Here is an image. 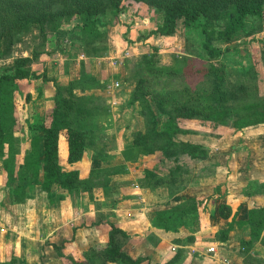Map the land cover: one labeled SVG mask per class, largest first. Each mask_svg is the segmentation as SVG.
<instances>
[{"label": "trees", "instance_id": "obj_1", "mask_svg": "<svg viewBox=\"0 0 264 264\" xmlns=\"http://www.w3.org/2000/svg\"><path fill=\"white\" fill-rule=\"evenodd\" d=\"M35 1L25 0V5L21 3V6L40 4ZM43 1L50 4L47 0ZM55 1L59 4L55 10L37 8L24 11L29 17H36L39 21L48 19L47 27L55 34V51L71 54L70 51L74 50L88 59L107 54V27L124 23L120 15L125 10L122 0ZM133 1L147 4L152 10L151 16L156 18L152 29L139 32L138 41L151 36H170L180 25L187 32L192 33V30H195L199 36V58L203 62L200 66H194L195 58L190 54L174 58L172 65L160 64L156 47L135 62V69L140 75L128 103L138 101L140 115L145 116L146 127L143 131L134 133V138L122 148L121 156L125 163L140 161L142 164L143 174L137 175V181L140 176H144L138 181L141 188L158 192L160 187H164L169 199L176 195L186 182L185 171H179L180 165L176 164L179 161L168 166L163 175L158 174L159 168H166L164 163L169 155L188 151L182 143L178 146L166 141L171 140L166 139V136H173L178 118L201 119L216 127L226 121L227 113L231 112L237 115L233 121L235 129L264 122V100L256 96L248 85V81H252L249 73L251 67H255L254 63L250 68H243L242 74L237 76L234 82L225 78L222 62L218 65L214 63L230 49L227 47L224 50L218 43L227 45L242 36H251L262 31L264 0ZM13 4H17L16 0H8V6ZM109 5L110 11H106ZM130 22L132 23L133 19L128 23ZM43 26L40 25L39 29ZM42 51H33L32 57L22 56L15 61L12 71L0 72V163L6 176L5 184L7 187H13L11 194L17 197V203H23L26 198L34 195L30 192L33 184L44 193L49 202L60 201L68 194H78L92 202L95 200L94 191L98 188L102 189L103 197L112 199L115 197L113 192H117L113 187L122 182L115 181L111 185L110 176L126 173L125 165L102 166L101 162H106L108 155L94 152L87 176H82L80 168L66 167L84 158V153L89 148L87 143H93L90 140H94L93 135L99 119L109 115L108 107L102 103L103 97L93 94L95 90H106L109 80L100 81L92 71L85 69L84 61L80 62L79 76L69 79L66 83L60 84L45 72L35 74L26 64L38 59L39 54L47 52ZM199 72L211 80V85L201 88L191 84H183L179 88H169L163 84L155 86L166 80L171 81L178 75ZM252 74L255 78L258 76L256 71ZM114 77L119 78L120 75ZM32 78H39L44 85L51 82L54 89L50 90L51 103L43 114L37 120L28 119L34 133L30 139L31 146L23 153L22 161H19L16 156L19 152L16 143L18 139L13 128L17 119L14 115L15 99L16 93L19 92V83ZM150 78H154L152 83ZM41 95L42 91L39 89L38 97ZM26 98L29 100L28 95ZM230 99L238 100L240 104L231 108L226 105ZM160 119L161 122H158ZM158 125L161 128H158ZM60 139L65 142L63 158L60 155ZM189 149V154L194 152L193 146ZM250 180L247 179L242 189V193L247 196L244 201L248 206L245 216L241 218L239 216L244 201H227L226 188L221 191L215 187L210 195L204 197L193 196L175 205H170L169 200L165 201L166 203H162L166 204L165 207L158 206L153 209L151 225L159 232H177L180 227H191L200 219L201 226L205 227V215L214 212L218 214L220 221L214 235L216 240L220 243L226 242L235 225L247 229L249 238L241 240L240 246L243 252L249 254L255 241L264 245V202L254 197L261 186L257 181ZM109 225L108 245L88 248L83 253L85 257L93 262L98 261L99 264H138L141 258L130 257L121 250L116 241V233L124 237L127 233L113 223ZM195 239L193 234L186 237L189 242ZM176 241L182 242L180 239ZM181 250L175 252L164 264H179ZM83 263L84 261H80L76 264ZM0 264L9 263L2 261L0 257Z\"/></svg>", "mask_w": 264, "mask_h": 264}, {"label": "rangeland", "instance_id": "obj_2", "mask_svg": "<svg viewBox=\"0 0 264 264\" xmlns=\"http://www.w3.org/2000/svg\"><path fill=\"white\" fill-rule=\"evenodd\" d=\"M24 1L25 0H16L17 4L8 6V0H0V72L12 71L15 61L18 58L22 56L32 57L33 51L39 50L47 52L42 51L44 53L39 54L38 59H33L26 64L29 70L35 74H41L43 72L50 74L51 71L48 73L50 68L60 71L63 69L61 68L62 66H66L70 69V62L71 65H74L75 62H81L78 60V53L74 50H69L71 54L66 51H55V34L47 27L48 19L39 21L36 17H29L26 12H24L25 9L35 10L37 8L55 10L59 7V4L55 0H47L50 4L44 3L43 0H36L39 1L40 4L36 6L29 4L23 7L21 6V3L25 5ZM122 5L125 10H123L120 15L124 23L120 26H117L118 24H116L115 27L108 26V39H110L111 35H115L121 40L125 27L128 25V27L133 26V28H136V31L143 28L141 25L144 24L141 23L138 26H134V21L142 20L146 22L148 19L152 20L153 23L156 21L155 16H151L152 10L145 3L135 2L133 0H122ZM16 7H18L17 11ZM110 8V5L107 6L106 11H110ZM126 14H128V16ZM131 19H133V22L128 23ZM150 24L151 23H149V25ZM40 25H44L42 29H39ZM145 31L146 30L139 32ZM137 36L138 35L136 34L132 38H137ZM159 44V47L144 42L142 45L138 46L131 44V48L127 49V47H125L126 51L124 50L125 52H122L120 51V45L116 43L115 51L112 55L116 59L111 60V58H109L111 57V54H108V52L104 56L109 58L106 59V64L107 67H109L110 72L118 69L119 71L117 74L120 75L119 78L112 76L106 80H109V83L118 81L119 86L114 88L110 93L106 90H103L102 92L99 90L93 92L94 95L103 97L104 100L102 103L105 104L104 106L108 107L109 115H104L103 119H99L98 126L93 135L94 140H90L93 143H87L89 148L85 152L88 150L90 154L101 152L102 154H105V156L110 155L113 158L111 161L107 160L105 165L102 166L125 165L126 173L111 175L110 184L112 185L115 181L122 182V184H117L115 190L117 192L114 198L121 197L122 200L119 202L123 203L125 201L127 207H130V209L126 211L128 214L125 215L130 218H134L136 210L134 208L140 207L137 206V204H134L137 203L134 202V189L135 192L139 188L143 189L145 196L143 202L145 213L150 209H152L151 211L153 212L155 206L170 199H168V192L164 187H160L158 192H150L147 188H141L139 186L140 182L138 181L139 179H143L144 176H140L137 181V175L143 174L142 164L140 161H138V163H124L121 156L122 148L134 138V133L139 130L143 131L146 127L145 116L140 115L138 101L128 103L131 94L135 90L136 81L140 75V72H137L135 69V62L143 54L151 53L152 48L156 47L158 49L157 54L160 64L172 65L174 63V58L184 54H190L195 58L194 63L196 64H194V66H200L203 63L199 58V36L196 34L195 30H192V33L189 31L187 32V30L180 25L174 34L170 37H164ZM218 44L224 50L227 47L230 48L227 52L223 53L219 61H214L217 65L219 62L223 63V74L225 78L234 82V80L237 79V76L239 77L242 74L243 68H250L252 63H254L255 67H251V72L249 73L252 79L251 82L253 83L249 82V80L248 85L256 96L264 100V19L262 31L251 36H242L241 38L232 41V43H227V45L223 42ZM124 53L128 54L127 58L121 59L122 56L125 55ZM87 62L91 63L90 61ZM84 66L85 69H89V64L84 63ZM254 71L258 74L256 78L252 74ZM153 79L154 78H150V83H152ZM162 84L169 88H179L182 87L183 84H191L192 86H198L201 88L202 86L211 85V80L199 72L195 74L178 75L171 81L166 80L163 83L155 84V86H163ZM37 88L41 91L42 89H49L51 91L54 89L51 82H47L44 85L39 78H32L30 80L21 81L19 83V92L16 93L14 115L17 119L13 128L14 133H16L15 136L18 139L16 140V143H18L17 149H19V152L16 156L19 161H22L23 153L31 146L30 139L34 133L30 128V121H28V119L33 118L37 120L43 114V112L40 113L41 108L38 110L36 108L30 110L29 114V108L31 105L40 107L42 104L45 108V104L47 103L44 94L36 99L43 100L41 104H38L40 103L39 101L33 102L32 94L35 96V90H37ZM27 95L29 96V100L26 98ZM237 102L238 100L230 99L226 102V105L233 108L240 104ZM236 118L237 115H234L231 112L227 113V117L225 118L227 122L224 121L216 127H212L209 121H202L201 119L178 118L173 136L170 138L166 136V139L171 140L166 141H170V143L178 146L179 143H182L188 151H178L175 154L173 153L169 155L167 161L164 163L166 168H159L158 171L160 173L158 174L163 175V173L167 172L168 166L179 161L176 162V164L180 165L179 171H185L184 175L186 176V182L178 192L185 191L187 185L190 186V188H188L190 192L191 187L198 188V186H201L204 193L200 194L198 197H204L210 195L215 187H218L221 191L223 190L222 188L225 187L228 192L229 189L233 190L234 202H239L242 201V199H245L242 189L245 186L247 179H251L250 177L248 178V172H250L248 170V164L251 163L254 167H257V165L259 166L257 175L260 176L261 174L259 178H253L250 180L257 181L261 186L259 192L256 193L254 197L258 200L264 201V122L247 126L242 129H235L233 121L236 120ZM158 122H161V119ZM158 128H161V126L158 125ZM63 142L60 143V155L62 158L65 155ZM189 145L193 146L194 150L191 154L188 153L190 150ZM220 163L226 165H221ZM90 166L82 161L79 163L83 177L88 175L86 171L89 170ZM66 167L72 168L70 165H67ZM5 182L6 176L2 171L0 163L1 260L7 261L9 264H46V261H48L49 264H52L50 261L54 258L53 264H76L77 262H80L76 259H72L71 261L68 260V257H74L71 253L72 249L70 250L71 252L69 251L70 247H75L79 241V235L78 233L76 234V232L80 230V226L79 223L75 221L68 222L65 229H59L58 231L62 230V232L53 240L49 237L46 242L44 239H42L41 242L40 240L35 242L31 241L29 242L30 245H23V251H21L19 240L20 234L18 233L19 223L27 222V220H25L27 214H25L24 206L22 208V203H17V197L11 194L13 187H7ZM133 183H135V185ZM100 189L101 188L95 189L94 192L98 193V191H102V189ZM30 192L34 195L31 196V198H26L23 202L24 204L28 199H33L37 196L39 197L38 201L41 206L47 202L43 197L44 193L40 191L36 185L33 184V186H31ZM125 192H130L131 195H127ZM197 192L198 191L194 193ZM137 196L139 199L140 195ZM82 200L83 198L80 196L76 197V202L80 205L82 204ZM139 202L141 201L139 200ZM97 215L98 214L96 213V216ZM58 216L62 217V213L58 212ZM139 216H143L141 215V211H139ZM16 220L17 222H15ZM139 225L142 226V222H139ZM128 226L129 225H126L124 228L116 226L127 233L126 237L116 233V241L121 250L127 253L130 257L141 258V261L138 263L140 264L143 260L145 261V258L134 257L136 254L134 252V234H129V231H126ZM29 228H32V222H30V220ZM109 231L110 227H108V232ZM147 235L141 243L153 245L154 241L157 242L154 239L153 234ZM212 235L214 234L212 233ZM248 238V230L239 228L235 225L233 230L229 232L226 242L215 244V242L209 241L210 243H207L208 246L206 245L207 248L205 247L201 257L204 261L202 264H264V245L260 242L255 241L253 249L249 254H246L241 250L240 241ZM90 242L89 239L81 240L79 247H87ZM184 242L186 245H192L191 243H193L187 241L186 238L184 239ZM197 244L199 246L194 244L191 246L193 249L191 247H188L187 249L184 247L182 248L179 264L191 261L193 254L190 253V251L187 253V251H194L196 246L197 248L202 247L200 243ZM104 245H108L107 241ZM211 246L214 248L212 251L208 250ZM79 247L76 249L75 258L82 257L81 259H84L83 264H99L98 261L93 262L90 258L87 259L83 254L84 252L82 253V249L80 250ZM57 255L62 258H58ZM190 255L192 256L190 257ZM12 256H14V259H12ZM163 262L164 261L161 263L164 264ZM113 263L119 264L116 262ZM113 263L107 262L106 264Z\"/></svg>", "mask_w": 264, "mask_h": 264}, {"label": "crops", "instance_id": "obj_3", "mask_svg": "<svg viewBox=\"0 0 264 264\" xmlns=\"http://www.w3.org/2000/svg\"><path fill=\"white\" fill-rule=\"evenodd\" d=\"M122 19V18H121ZM144 24L141 25L143 28L138 29L137 31L135 30L136 28L132 27H125L124 34L119 40L115 35H111L109 39V51L108 54L113 55V52L115 51V45L116 43L120 45V51L125 50L127 47L131 48V44L135 45H142V43H151L156 46H160V42L163 40L164 37H170V36H151L145 40H137V38L134 37V35H138L139 31H144V30H150L153 28L154 23L152 20L148 19L145 21L139 20V21H134L133 25L138 26L139 24ZM149 23H153L151 26ZM121 24H118L117 26H120ZM149 25V26H148ZM115 27V26H114ZM144 29V30H143ZM117 39V40H116ZM147 45V44H146ZM129 46V47H128ZM148 46V45H147ZM136 49V47H135ZM79 55V52H77ZM110 58V57H109ZM105 56L101 57H96L93 59H88V58H78L80 61H84L85 64H89V69L92 71L99 79L100 81H105L107 78H111L112 76L117 75L118 69L116 71L110 72L109 67H107L106 64V59H109ZM90 61L91 63L87 62ZM96 62V63H95ZM60 71L54 68H50L48 70L47 74L48 77H52L55 80H57L60 83H66L69 79L73 77H78L80 74V62H75L74 65H71L70 62V69L66 66H62ZM54 69V70H53ZM111 73V74H110ZM35 90V89H34ZM97 91V90H95ZM94 92V91H93ZM44 94L46 99V104L45 108L44 105L42 104L40 107L36 105H31L29 108V114L30 110H34L35 108L38 110L41 108V112H44V110L49 107L51 101L49 100V97L51 95L50 90L48 89H42V95ZM38 88L35 90V96L32 94L33 102H40L38 104H41L43 100H36L38 98ZM41 95V96H42ZM27 108V107H26ZM44 108V109H43ZM43 110V111H42ZM64 141V140H63ZM62 139H60L59 143L63 142ZM64 143V148H65V142ZM61 147V146H60ZM65 150V149H64ZM84 158L81 160L83 163H86L90 165V162L92 161V154H90L89 150L84 153ZM108 160H113V158L109 155L106 157ZM123 159V158H122ZM76 162L72 165V168L79 169V163L81 162ZM125 163V161L123 160ZM102 165H105V162H101ZM118 163V162H117ZM138 163V162H136ZM221 165H226L222 164ZM257 165V164H256ZM252 166L251 163L248 164V178L250 177L251 179H256L261 176L257 175L258 174V168ZM88 173V170L86 171ZM213 176V175H212ZM116 186L113 187L116 190ZM190 188L189 185H187L186 190L183 192H178L176 195L172 196L169 199V204L170 205H175L178 202H182L183 200L193 197V196H199L200 194L204 193V190L202 189L201 186L197 187H191V192L188 190ZM101 190V189H100ZM139 190V191H138ZM135 192L134 189V204H137V208L134 213V218L126 217L128 213L126 212L127 210L130 209V207H127L125 201L123 203L119 202L121 197L113 198L111 199L103 197L102 191H98L94 193V198L95 200L90 202L86 197H83L82 204L80 205L78 202H76V197L78 194H73V195H66L62 200L60 201H51L47 199V197L44 195L43 197L47 202H45L42 206L39 203L38 199L39 197H35L33 199H28L25 204L22 203V208L24 206L25 209V220L27 222L24 223H19V231L18 233L20 234L19 240L21 244V251H23V245H30L29 242L33 241H44L46 242L47 239L50 237L52 240L60 235L61 231H58L59 229H65V226L68 225V222H77L79 223V228L78 232V242L75 247H70L69 251L74 255V257H68L69 261L72 259H76L77 261H83L84 259L81 258H75L76 255V249H78L79 244L81 240L84 239H89L91 241L87 247H79V249H82V253L87 250L88 248H100L105 246V242H108V227H110L109 223H113L115 226H119L121 228H124L126 225L128 226V229L126 230L129 234H134V252L136 253L134 257H142L145 258V261L143 260L142 263L140 264H160L162 261L165 263L175 252L178 250L184 248L191 247L193 244L199 246L197 243H200L202 247L196 246V249L194 251L188 250L187 253H192L190 257L192 256L193 258L191 261L188 262H183V264H202L204 261L201 258L203 255V251L205 247L207 248V243L210 242H215V244L220 243L214 238L216 229L219 227V216L218 214H214V212H211L210 214L205 215V227L201 226V221L200 219L197 221L195 225H192L191 227H180L177 232H159L157 231L154 227H152L150 219L151 216L153 215V212L151 211L152 209L148 210L147 213L144 212V205L143 202L145 200L144 192L143 189H138ZM149 190V189H148ZM198 191L197 193H194ZM233 190L229 189V192L227 195H225V199L227 201H234V192ZM151 192V191H150ZM115 195V192H113ZM139 193V194H136ZM127 195H131L130 192H125ZM140 195V198L138 199V196ZM75 196V197H74ZM243 197V196H242ZM245 199L247 196L244 197ZM245 199H242L243 201ZM139 200L141 202H139ZM261 201V200H259ZM264 202V201H262ZM237 203V202H236ZM165 207L166 204H160L155 206L156 207ZM247 203H244L242 206V210L240 213V218L245 216V210L247 208ZM139 211H141L142 217L139 216ZM58 212L62 213V217L58 216ZM96 213L98 214L96 216ZM22 218V217H21ZM60 218V219H58ZM62 218V219H61ZM29 220L32 222V228H29ZM17 222V220L15 221ZM139 222H142V226L139 225ZM16 228V226H15ZM105 229V230H103ZM131 229V230H129ZM146 231V232H144ZM212 233L214 235H212ZM264 233V232H263ZM153 234L154 239L157 241H154L153 245L150 244H145L141 243L144 241L146 235ZM193 234L195 236V241L191 243L192 245H186L184 244V239L186 236ZM147 235V236H148ZM159 239V240H158ZM177 239H180L182 242L181 243H176ZM210 241V242H209ZM44 242V243H45ZM43 243V245H44ZM41 244V243H40ZM207 245V246H206ZM77 247V248H76ZM175 247V248H174ZM192 248V247H191ZM74 249V250H73ZM85 249V250H84ZM193 249V248H192ZM75 251V253H74ZM205 255V254H204ZM70 256V254H69ZM58 257V255H57ZM204 257V256H203ZM62 258V257H58ZM55 259V258H54ZM54 259H52L50 262L53 264ZM57 263V262H56ZM113 263V262H110ZM46 264H49L48 261H46ZM115 264V263H113ZM162 264V263H161Z\"/></svg>", "mask_w": 264, "mask_h": 264}, {"label": "built area", "instance_id": "obj_4", "mask_svg": "<svg viewBox=\"0 0 264 264\" xmlns=\"http://www.w3.org/2000/svg\"><path fill=\"white\" fill-rule=\"evenodd\" d=\"M126 51V50H125ZM124 50L122 51V52H125ZM125 55H123L122 56V58L121 59H125V58H127V53H124ZM78 57H80L81 59L82 58H85V56L83 55V54H79V56ZM111 58V60L112 59H116L115 57H113V56H111L110 57ZM111 63H112V61H111ZM119 86V82L118 81H113V82H110L109 84H107V86H106V91L107 92H111L114 88H116V87H118ZM214 248L211 246V247H209V249L208 250H210V251H212Z\"/></svg>", "mask_w": 264, "mask_h": 264}]
</instances>
